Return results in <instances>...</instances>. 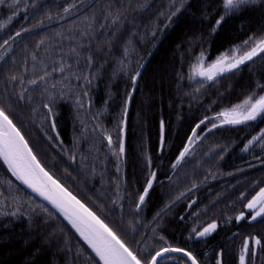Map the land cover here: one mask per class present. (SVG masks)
I'll use <instances>...</instances> for the list:
<instances>
[{
  "label": "trees",
  "instance_id": "16d2710c",
  "mask_svg": "<svg viewBox=\"0 0 264 264\" xmlns=\"http://www.w3.org/2000/svg\"><path fill=\"white\" fill-rule=\"evenodd\" d=\"M10 2L0 5L5 25L0 29V107L41 165L104 219L142 264L165 247L189 251L199 264L218 259L240 264L245 238L262 239L264 246V217L252 221L244 207L264 187V147L254 143L243 150L264 129V117L211 131L206 122L181 163L172 167L205 116L242 101L257 82L264 84V54L203 87L198 77L189 79L201 50L211 63L249 36L264 35V0L228 15L215 33V22L224 14L222 0H187L171 21V0H20L9 23ZM61 65L63 73L53 71ZM45 73L51 75L40 80ZM77 94L82 108L75 103ZM45 104L54 116L47 115ZM121 127L125 151L118 160L112 149L119 153ZM105 135L112 137V149ZM152 172V188L137 211ZM14 197L23 207L12 216ZM241 212L245 218L237 222ZM212 222L216 230L196 235ZM251 259L245 264H257ZM0 264H100L52 209L19 184L3 160ZM158 264L188 263L172 256Z\"/></svg>",
  "mask_w": 264,
  "mask_h": 264
},
{
  "label": "snow or ice",
  "instance_id": "6c2138e0",
  "mask_svg": "<svg viewBox=\"0 0 264 264\" xmlns=\"http://www.w3.org/2000/svg\"><path fill=\"white\" fill-rule=\"evenodd\" d=\"M186 2L187 0H171V4L175 7V11H172L168 16L169 21H171L173 16H176L177 13L181 11ZM257 2L258 0H222L224 14L216 20L212 32H216L217 28L222 24L228 15L234 12H239L242 8L247 7L248 5L256 4ZM5 3L6 0H0V5ZM19 3L20 0H11L8 4L10 8L14 9L13 15L9 17V23L17 14L16 9H18ZM64 12H69V8H65ZM161 15H163V13H161ZM4 26L5 25L3 23H0V29ZM16 35L19 36L20 32H17ZM153 35H155V32H153ZM41 43H43V41H41ZM7 44L8 41L5 40L4 45ZM0 47H3V45H0ZM73 51L75 52L76 50L73 49ZM260 54H264V35L259 37L249 36L248 39L244 40L241 44L233 45L221 52L211 63H207L206 53L201 50L195 57V62L191 65L189 79L196 80L198 77L200 87H203L205 81L215 82L224 74L234 73L235 71H238L242 65L253 61V59ZM127 55L128 49L126 48L125 56ZM0 59H3V57L0 56ZM33 59L35 60V56ZM91 62V58L89 57L88 63L91 64ZM120 63L124 66L123 60ZM206 64L207 66H205ZM53 71L63 73L65 71V66L61 65L59 68L53 69ZM49 75H51V73H45L40 76V80H44L45 77ZM139 75L140 72L137 71L136 74L131 77L133 86H135ZM79 78L80 77H77V79ZM12 79L15 80L16 77L13 76ZM65 79H67V77H65ZM83 79L86 84H91V79H89L88 76H84ZM30 83L36 84L37 81L32 80ZM53 87H55V85H53ZM257 90L260 91L258 92ZM197 91H199V88H197ZM262 92H264V84L257 82L255 89H253L242 101L222 109L221 111L215 113L212 117L205 116V118L192 129V135L188 137V143L184 146L183 150L179 153L176 162L172 165L173 169L181 163L186 154L189 152L190 144L199 139L197 136V129L206 122H211V128L208 129V131H211L212 129L224 125H246L248 122H254L258 118L264 117V94H261ZM82 95L86 97L88 93L83 92ZM131 96L132 93L129 92L128 97L130 98ZM75 103L79 107H83V101L80 94H77ZM44 107L49 109L47 113L49 117L54 116V112L48 104H45ZM123 112L125 115L128 112L127 102H125ZM121 124H123V121H121ZM52 130L55 131L54 122L52 124ZM120 132L121 138L119 140L118 154L114 149H112V137L110 135H105L109 148L112 149V154L117 156L118 160L123 158L125 151L122 127ZM254 143H259L261 147H264V129H261L257 136H253L250 140H248L247 144L244 145L243 150L248 151L250 146ZM163 144L164 125L163 122H161V146H163ZM0 160H3V162L8 166L9 171L16 177V179L51 204L52 207L59 212L69 224H71L72 228L75 229L80 238L88 245L92 252L95 253V256L99 258L101 264H142V261L137 254L124 242V240L120 238L117 232L105 223L104 219L77 199L75 195L64 188L48 171L45 170L37 157L33 154L32 149L29 147V144L21 130L17 128L9 114L2 107H0ZM117 171H120L119 164L117 166ZM155 176L156 173L152 172L151 178L148 179L147 185L143 189V193L139 194L138 202L136 203L137 211H139L144 204L145 199L152 188ZM13 202L17 203L16 211L8 214L15 216L19 213L20 208L23 207V204H20L15 197L13 198ZM116 203V201H113V204ZM39 207L42 212L51 215L48 209L43 208V206ZM244 207L252 211V221H255L258 217H264V187L260 188L259 191L256 192L250 200H248V203L244 205ZM33 211H35V209H33ZM244 218L245 214L244 212H241L235 217V220L239 222ZM216 228V222L209 223L203 231H196V235L198 237H204L212 233L216 230ZM161 239H163V237H161ZM251 242L253 247L250 249V239L245 238L243 241L239 257L240 264H245L246 256L249 252L255 256V246H259L261 244V241L256 237H252ZM168 252L183 253V255L191 261V264H197V260L191 252L181 248L170 247L157 251L155 255L151 257L148 264H158L157 258ZM217 264H221L219 259L217 260Z\"/></svg>",
  "mask_w": 264,
  "mask_h": 264
},
{
  "label": "water",
  "instance_id": "95a60500",
  "mask_svg": "<svg viewBox=\"0 0 264 264\" xmlns=\"http://www.w3.org/2000/svg\"><path fill=\"white\" fill-rule=\"evenodd\" d=\"M143 67V66H142ZM142 69V68H141ZM46 170V169H45ZM47 171V170H46ZM15 177V176H14ZM54 178V177H53ZM16 179V177H15ZM55 179V178H54ZM19 184L29 193L31 194L33 197H35L36 199H38L39 201H41L42 203H44L45 205H47L50 209H52L68 226L69 228L80 238L79 234L75 231L74 228H72L71 224L68 223L67 220L64 219V217L59 213L57 212L51 204H49L46 200H44L43 198H41L39 195H37L35 192H33L30 188H28L26 185H24L23 183H21L18 179H16ZM64 187V186H63ZM65 188V187H64ZM81 239V238H80ZM82 240V239H81ZM83 241V240H82ZM83 243L88 247V245L83 241ZM89 248V247H88ZM165 248H168V247H165ZM170 248H175V247H170ZM90 249V248H89ZM91 250V249H90ZM92 251V250H91ZM160 251V250H159ZM94 253V252H93ZM95 255V253H94ZM155 255V254H154ZM172 256H177V257H180L182 259H184L188 264H191V261L183 255V253H180V252H168L166 254H164L163 256L161 257H158V263L166 258V257H172ZM98 261H99V258L97 257ZM100 262V261H99ZM101 264V262H100ZM197 264H199V262L197 261Z\"/></svg>",
  "mask_w": 264,
  "mask_h": 264
},
{
  "label": "rangeland",
  "instance_id": "374dc122",
  "mask_svg": "<svg viewBox=\"0 0 264 264\" xmlns=\"http://www.w3.org/2000/svg\"><path fill=\"white\" fill-rule=\"evenodd\" d=\"M207 66V65H205ZM191 145V144H190ZM251 211V210H250ZM251 215H252V211H251ZM259 218V217H258ZM203 231V230H202ZM261 241V244L259 246H255L256 247V252H255V256H253L251 254V252H249V254L247 255L246 257V261L247 260H250L251 257L255 258L254 259V262L257 263V264H264V246L262 244V239H259ZM253 247V244L251 242V239H250V245H249V248L251 249ZM252 260V259H251Z\"/></svg>",
  "mask_w": 264,
  "mask_h": 264
}]
</instances>
